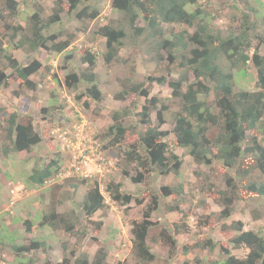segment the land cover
Masks as SVG:
<instances>
[{
	"label": "trees",
	"instance_id": "1",
	"mask_svg": "<svg viewBox=\"0 0 264 264\" xmlns=\"http://www.w3.org/2000/svg\"><path fill=\"white\" fill-rule=\"evenodd\" d=\"M66 1L55 0L51 10L47 12L42 3L36 0H0V24L4 25L0 27V86L7 83L10 75L3 69L9 68L11 75L17 77L22 86L32 90L35 83L30 77L42 67L41 62L36 59L28 65H21L10 49H22L27 45V50L32 53L42 49L63 53L73 46L78 34L85 31L90 22L96 19L107 21V24L100 23L95 32L106 40L107 52L103 56L106 64L118 61L119 53L126 46L127 40L134 41L140 37L143 38L151 57L149 60L156 64V72L153 75H148L141 83H123L125 89L118 95L119 99L125 100L131 93H136L146 100L138 113V149L137 144H132L131 150L126 151L124 159L127 165L134 164L143 169L148 166L151 168L148 171L155 169L165 176L173 174L179 182L162 186L159 193L163 198L172 197L173 201H176V204L169 205L168 211H180V204L188 197L182 198L183 162L170 148L167 140L169 135L173 134L175 146L186 150L198 167H206L211 172L215 164L222 167L221 185L212 181L210 175L205 178L208 191L214 194V199L222 206L218 221L233 217L239 201L248 197L264 198V144L260 139H264V39L263 34H255L259 24L256 17L254 18V12L241 10L237 4H230L233 7L228 17L231 24L222 29L214 24V16L206 9L209 5L201 3L200 0H110L111 9L120 15L119 19L110 18L103 13L101 3L108 0ZM258 3L264 7L261 1ZM21 5L24 6L23 9L31 5L34 9L28 16L26 28L16 22L22 11ZM64 16L77 22L75 30L54 32L53 27L60 24ZM139 18L144 21V26L137 25ZM260 24L264 25V18ZM168 25H178L180 29L167 30ZM190 29H193V32H190ZM5 32L7 33L4 34ZM18 36L20 40L13 44V40ZM6 37H10V43L3 47V38ZM256 38H259V41H256ZM97 55L89 47L79 50L72 48V52L66 56L67 64L64 68H67L70 59L76 60L80 57L78 61L82 70L79 73H68L64 83L68 88L78 90L80 83L85 82L88 85L85 95L100 102L103 100V91L94 72ZM249 63H252L256 70V88L237 90L238 80L248 76ZM175 73H178V76H174ZM53 78L54 81L60 82L56 75ZM155 84L169 88L171 97L163 100L151 96ZM20 93L16 92L17 95ZM211 94L215 95L213 101H209ZM171 100L179 103L178 110L173 111V105L168 104L167 101ZM85 106L89 107L87 101ZM169 112H172L173 119L170 132L162 130L166 123V114ZM120 113L116 111L113 115L115 123L108 128V134L113 136L104 149L119 147L125 140L128 128L122 122ZM153 113H156V123L151 118ZM123 114L129 116V112L125 111ZM6 121L3 139L9 144L3 146L5 156L12 152H30L43 141L32 115L20 118L13 113ZM58 156L60 153L55 155L50 163L35 167L30 181L37 186H44L49 179L56 178L63 170ZM129 173L125 167L122 177H128ZM194 174L204 176V172L199 169H196ZM145 178L141 171L130 177L135 184H141ZM87 181L89 180L86 178L66 180L72 190H77L79 185L87 184ZM98 185L95 181L81 204L89 219L107 208L106 198ZM107 194L119 205L128 206L133 200L139 205L143 203L141 197L128 192L121 182L109 181ZM158 206L159 197L153 196L143 220L133 219L130 222L133 235L132 251L137 260L136 264H150L156 259L149 241L150 232L156 227L151 216ZM75 216L73 210L68 214H60L53 207L49 213L43 214L41 225L73 233L76 230V224L73 223L77 218ZM24 224L30 232L32 223L25 221ZM96 226L98 230L101 224ZM223 228L235 233L231 241L234 247L245 249L246 256L237 257L221 243L208 238L196 246L210 251L218 247L222 257L208 262L198 259L197 264H264V233L244 231L240 221L231 225L223 223ZM180 231L177 228L174 234H170L168 230L162 229L159 234L172 252L178 250L179 245L174 235ZM47 245L45 240L32 239L29 245L11 247L20 257V264H33L32 257L24 262L25 256L49 247ZM71 251L75 257V250ZM189 251L190 249L185 247L183 253L188 254ZM106 259L107 252L102 247L96 251L92 260L86 254L78 255L72 264H107ZM2 263L0 256V264ZM58 264H71V260L64 258V261Z\"/></svg>",
	"mask_w": 264,
	"mask_h": 264
},
{
	"label": "rangeland",
	"instance_id": "2",
	"mask_svg": "<svg viewBox=\"0 0 264 264\" xmlns=\"http://www.w3.org/2000/svg\"><path fill=\"white\" fill-rule=\"evenodd\" d=\"M36 1L42 3L49 12L55 0ZM258 1H261L264 6V0H200L201 3L209 5L206 6V9L214 16V24L222 29H226L231 24L228 17L233 7L230 4H237L241 10L254 12V18L256 17L259 24L255 34H263L264 39V25L260 24L264 18V11H262L264 7H261ZM101 6L105 16L113 19L120 18V15L112 11L110 0L104 1ZM23 8L24 6L21 5L22 11H20L16 22L26 28L28 16L34 9L32 5ZM100 23L107 24V21L101 22L96 19L90 22L86 30L78 34L73 46L63 53L43 49L32 53L27 50V45L22 49H10L21 65H28L36 59L41 62L42 67L38 73L30 77L35 83V88L32 90L22 86L17 77L11 75L12 71L9 68L3 69L10 77L6 83L7 86L6 84L0 86V256L3 259L2 264H20V257L11 246L29 245L32 239L45 240L49 247H45L37 253L33 251L28 254L29 256L26 255L24 262L32 257L33 264H58L67 258L71 260L72 264L78 255L86 254L92 260L96 251L104 247L107 252V264H136L137 260L132 251L133 235L130 222L133 219L143 220L145 210L153 196L159 197V206L151 216L156 227L150 232L151 241L149 244L155 251L156 259L150 264H197L198 259L206 262L221 259L222 255L218 247L210 251L196 246L208 238L221 243L235 256L245 257L247 251L234 247L231 240L235 233L223 228V223L231 225L240 221L243 223L244 231L264 233V198L248 197L239 201L233 217L225 221H218L222 206L216 202L214 194L208 191V182L205 178L210 175L212 181L221 185L222 167L215 164L212 172L206 167H198L186 150L175 146L173 134H170L167 140L170 148L183 162L181 172L184 194L182 198L188 197L180 204V211H168L169 205L176 204V201H173L172 197L163 198L159 193L162 186L175 185L179 182L173 174L165 176L155 169L148 171L151 169L148 166L143 169L134 164L127 165L124 159L126 151L131 150L132 144H137L136 148L138 149V113L141 112L146 100L136 93H131L125 100L119 99L118 95L125 89L123 83L128 85L132 82L141 83L146 80L148 75H153L156 72V64L149 60L151 57L142 37L134 41L127 40L126 46L119 53L118 61L106 64L103 57L107 52L106 40L95 33L98 26L101 25ZM76 25L77 22L74 19L64 16L63 21L54 26L52 30L54 32L73 31ZM137 25H145L142 18L137 20ZM2 26L4 25L0 24V27ZM166 29H180V26L168 25ZM189 31L193 32V29ZM9 39L10 37L3 38V47L8 46ZM19 40L20 36L16 37L13 44L18 43ZM256 41H259V38H256ZM81 46L92 48L98 54L94 72L98 76L97 81L103 91V100L100 102L85 95L84 92L88 87L85 82L80 83L78 90L70 89L64 83L68 73L72 71L79 73L82 70L78 61L80 57H77L76 60L70 59L69 65L64 68V65L67 64L66 56L72 52V48L75 47L79 50L82 48ZM262 51L264 53V45ZM55 75L60 80L59 83L54 81L53 76ZM247 75L238 80L237 90H255L257 76L252 63L248 64ZM174 76H178V73H175ZM16 92L21 93L17 95ZM151 96L164 100L171 97V90L155 84ZM214 99L215 95L211 94L209 101ZM86 101L89 103V107L85 106ZM167 102L173 105V111L178 110V102H173V100ZM116 111L121 112V120L128 131L124 142L119 147L104 149L113 136L108 134V128L115 123L113 115ZM125 111L129 112V116L123 114ZM13 113H16L20 118L32 115L43 141L34 146L30 152H12L9 156H5L3 146H8L9 142L5 143L3 139V135L6 133L3 129L7 126L8 116ZM151 118L154 123L157 122L156 113H153ZM172 128V112H169L166 114V123L162 126V130L170 132ZM56 129H59L61 134L67 132V140H76V137L81 133L96 140L102 147L104 155L113 164L112 173L103 182L104 187H107L109 181L121 182L128 192L141 197L143 203L139 205L133 200L128 206H123L114 203L107 195L105 196L107 208L97 212L89 219L81 204L87 191L94 186L95 181L89 180L87 184L79 185L77 190H72L66 182L67 179L64 180L59 176L49 179L44 186L32 183L30 176L35 167L50 163L59 153L58 158L60 157L62 169L70 160L68 141L65 142L64 139L56 136L57 132H54ZM260 139L264 144L263 137ZM125 167L130 172L128 177H122ZM196 169L204 172V176H195ZM137 171H141L146 176L145 181L141 184H135L130 179L132 175H136ZM13 188L24 190V196L13 208H9V198ZM53 207L60 214L75 211L77 218L73 223L76 224V230L73 233L53 230L49 226L41 225L43 214L49 213ZM25 221L31 222L33 225L30 232L27 231ZM96 224H101L100 229L97 230ZM177 228L181 231L174 237L179 247L178 250L172 252L170 246L163 243L159 234L162 229L174 234ZM92 238H97V240ZM184 246L190 249L188 254L183 253ZM73 249L75 257L71 251Z\"/></svg>",
	"mask_w": 264,
	"mask_h": 264
},
{
	"label": "built area",
	"instance_id": "3",
	"mask_svg": "<svg viewBox=\"0 0 264 264\" xmlns=\"http://www.w3.org/2000/svg\"><path fill=\"white\" fill-rule=\"evenodd\" d=\"M56 136L64 139L67 143L69 150L70 160L68 164L59 173V177L65 179L68 178H80L87 180H93L98 182L99 190L102 195L107 196V187H104L103 182L112 173L113 164L104 155V151L100 144L90 138L87 134H79L76 140H67L68 133L61 134L59 129H56ZM65 148V146H63ZM24 196V190L11 189L9 198V208H13L15 204Z\"/></svg>",
	"mask_w": 264,
	"mask_h": 264
}]
</instances>
